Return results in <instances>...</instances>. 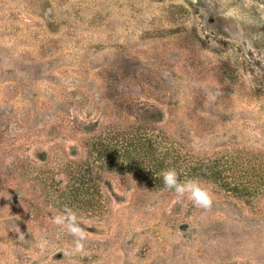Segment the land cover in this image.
Here are the masks:
<instances>
[{
    "label": "rangeland",
    "instance_id": "rangeland-1",
    "mask_svg": "<svg viewBox=\"0 0 264 264\" xmlns=\"http://www.w3.org/2000/svg\"><path fill=\"white\" fill-rule=\"evenodd\" d=\"M0 264H264V0H0Z\"/></svg>",
    "mask_w": 264,
    "mask_h": 264
},
{
    "label": "clouds",
    "instance_id": "clouds-1",
    "mask_svg": "<svg viewBox=\"0 0 264 264\" xmlns=\"http://www.w3.org/2000/svg\"><path fill=\"white\" fill-rule=\"evenodd\" d=\"M164 187L174 191L178 202L187 198L192 204L203 210H210L213 206V196L211 192L197 179L181 180L179 173L175 168H168L161 172ZM71 223L70 232L76 237L75 252H82L84 249L83 241L86 240L87 234L78 225L75 224L76 217L72 214L69 217ZM56 223H62L60 217H56Z\"/></svg>",
    "mask_w": 264,
    "mask_h": 264
}]
</instances>
